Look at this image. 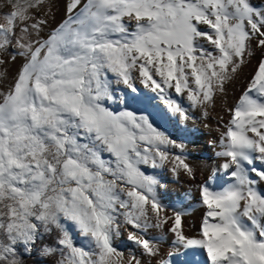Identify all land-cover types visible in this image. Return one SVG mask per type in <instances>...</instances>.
Wrapping results in <instances>:
<instances>
[{
	"label": "snow or ice",
	"instance_id": "obj_1",
	"mask_svg": "<svg viewBox=\"0 0 264 264\" xmlns=\"http://www.w3.org/2000/svg\"><path fill=\"white\" fill-rule=\"evenodd\" d=\"M55 11L0 2V264H264V0H67L45 36ZM253 59L190 235L161 189L198 169L148 108L207 118Z\"/></svg>",
	"mask_w": 264,
	"mask_h": 264
},
{
	"label": "bare ground",
	"instance_id": "obj_2",
	"mask_svg": "<svg viewBox=\"0 0 264 264\" xmlns=\"http://www.w3.org/2000/svg\"><path fill=\"white\" fill-rule=\"evenodd\" d=\"M254 2L259 3L260 0H254ZM66 3L67 0H56L55 18L50 20L49 27L44 33L45 36L48 31L65 19ZM21 63L20 60L16 63H9L7 66V73H10L8 71L10 68H17L18 71ZM255 63L256 59H253L251 64L244 67L237 79L229 86L226 102L218 98L215 108L209 109L207 118L201 116L200 113L195 110L192 112L194 121L189 122L187 125H181L177 121L166 117L169 120L168 128L172 129L175 133L182 134L179 138L184 141L183 143L188 142L189 151L192 153L190 162L198 169L196 180H190L186 176H181L177 179L173 177L171 173L166 172L165 177L168 183L163 181L165 187L161 189L164 203L179 206L180 202L183 201L185 205H191L188 208V215L186 217V228L190 235L196 234L199 231L203 216L202 208L196 203L198 198L197 185L204 179L211 168L216 167L221 162L220 158L215 156V152L220 150L218 146L220 132L224 130V125L227 124L230 119L228 108L235 103L242 89L246 86L248 77L252 73ZM8 80L11 81L9 78ZM138 87H140L141 91H144L142 86L138 85ZM121 91H126L123 89V86L118 89L117 94L120 95ZM183 104L185 107L188 106L186 100L183 101ZM133 107L140 108L144 107V105H133ZM149 108V110L153 112L155 118L156 116L161 117L158 110L153 107ZM176 152L179 154L178 149H176ZM163 247L167 249L170 247V244L166 241Z\"/></svg>",
	"mask_w": 264,
	"mask_h": 264
},
{
	"label": "rangeland",
	"instance_id": "obj_3",
	"mask_svg": "<svg viewBox=\"0 0 264 264\" xmlns=\"http://www.w3.org/2000/svg\"><path fill=\"white\" fill-rule=\"evenodd\" d=\"M0 2H2V0H0ZM10 73H8V78L11 80L13 77H14V74H15V72L17 71V68L16 69H13V68H10L9 70H8ZM144 91H141V93H143ZM118 90H117V92H116V95L117 96H119L118 94ZM110 107H112L114 110H119V108H120V105H117V104H112V105H110ZM150 108H148V110H149ZM150 111V110H149ZM158 117V118H157ZM156 123L160 126V127H162L163 129H165V130H167L170 134H172V136H173V138H175V139H177L178 140V142H184V141H182L181 140V138H179L182 134H180V133H175L172 129H169L168 128V125H169V120L165 117V118H161V117H159V116H156ZM160 119V120H159ZM188 143V142H187ZM174 152L176 153V154H178L177 152H176V150H174ZM166 173V172H165ZM165 173H164V177H165ZM163 181H165L166 183H168L167 181H166V177L163 179ZM73 235H74V238H75V240H76V242L77 243H83V241H81V239H80V237L78 236V235H76L75 234V232L73 233ZM38 259H42L41 257H39V255L38 254H36L35 255ZM51 261V260H50ZM50 264H52V261L51 262H49Z\"/></svg>",
	"mask_w": 264,
	"mask_h": 264
},
{
	"label": "trees",
	"instance_id": "obj_4",
	"mask_svg": "<svg viewBox=\"0 0 264 264\" xmlns=\"http://www.w3.org/2000/svg\"><path fill=\"white\" fill-rule=\"evenodd\" d=\"M46 243H50L51 242V238L46 239L45 241ZM36 254L32 255V256H25V264H44V261L42 259H38L36 256ZM49 262H51L50 260L47 262V264H50Z\"/></svg>",
	"mask_w": 264,
	"mask_h": 264
}]
</instances>
